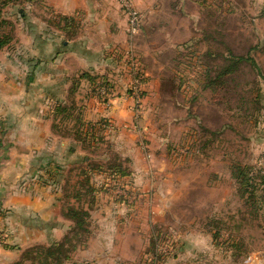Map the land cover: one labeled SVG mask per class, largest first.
<instances>
[{"label": "rangeland", "instance_id": "obj_1", "mask_svg": "<svg viewBox=\"0 0 264 264\" xmlns=\"http://www.w3.org/2000/svg\"><path fill=\"white\" fill-rule=\"evenodd\" d=\"M86 1L92 8L66 17L68 21L43 9H36L37 19L42 20L39 25L58 20L65 28L59 31L61 39L80 45V57L82 45L102 55L96 68L88 66L91 59L84 56L81 70L73 58L60 61V81L64 73L72 78L67 76L70 70L89 76L82 79L87 92L78 91L80 84L72 78L69 89L75 92L68 90L67 103L62 100L74 106L76 99L74 117L84 120L79 106L89 94L109 110L110 89L118 96L129 90L133 73L139 76V92L129 95L134 163L129 147L113 141L120 131L117 125L109 123L110 130L101 125L96 138L76 143L70 137L77 127L72 120L52 132L67 136L77 147L66 164L70 170L59 175L60 215L66 206L87 214L83 231L71 235L73 240L64 247L60 256L68 260L61 264H264V201L248 203L231 177L234 165L248 166L255 177L264 174V56L258 50L264 0H127L140 22L133 37L128 23L121 34L120 28L99 25L102 3L120 10L117 0ZM32 2L35 8L42 5L40 0ZM121 13L120 19L127 18L124 10ZM1 14H7L6 8ZM6 19L10 25L0 31L9 39L0 47V91L18 93L12 86L16 75L36 88L41 76L30 72L35 63L28 57L20 64L6 58L29 45L17 41L16 24ZM119 35L122 41L106 42ZM230 55L250 56L262 77L242 64L224 86L207 88L215 74L206 71L218 68ZM99 81L110 88L107 97L94 91ZM35 94L39 92L29 96ZM37 98L43 99L40 94ZM50 108L39 109V114H49L52 128ZM4 134L0 127L1 146ZM263 182L258 181L261 190ZM5 242L0 234V252Z\"/></svg>", "mask_w": 264, "mask_h": 264}, {"label": "crops", "instance_id": "obj_2", "mask_svg": "<svg viewBox=\"0 0 264 264\" xmlns=\"http://www.w3.org/2000/svg\"><path fill=\"white\" fill-rule=\"evenodd\" d=\"M32 1L29 4L21 1L9 4L5 7L7 14L3 16L5 20H8L6 19L8 17L16 24L17 32L20 33L17 41L29 44L19 52L8 54L6 58H13L15 63L18 61L20 64L21 59L28 57L35 63L30 72L38 76L40 74L41 83L36 86L37 89H32L28 82H22L21 75H16L14 76L16 81L12 86L14 90H18V93L5 92L4 89L0 91V127L5 130L3 146L0 148V234L6 237L4 250L0 252V264H14L20 260L22 251L36 245H48L60 241L70 228L68 222L60 215L63 181L60 180L59 175L68 170L66 164L74 159L72 156L77 154V147L73 146L72 141H67V138L52 134L51 117L48 113L45 117L40 115L39 109L44 111L43 109L47 110L51 107V110L55 95L67 103L65 98L72 78L80 84L78 91L87 92L85 81L82 80L86 77L80 78L81 75H77L81 71L70 70L67 76L73 75L72 78L68 80L64 73L61 76L63 80L60 81V76L56 72L61 68L60 61L73 58L77 64H80L79 69L81 57L84 56L91 59L88 66L96 68L97 60L102 57L100 53H94L88 45H82L84 50L80 57V52L77 51L81 48L80 45H73L61 39L59 31L43 23L39 25V21L42 20L37 19L40 14L36 9L50 10L64 17H70L80 11L86 12L92 8L86 0H40L42 5L39 8H35ZM100 10L103 15L100 17L99 25L120 28L119 34H121L122 28L128 23L125 16L124 20L118 17L119 11L123 16L122 9L119 10L115 5L103 2ZM262 13L259 17L260 30L258 28V37L262 40L258 50L264 56V12ZM108 32L110 34V31ZM114 32H118V29H114ZM107 41L118 43L122 40L119 35ZM107 47L111 48V45L107 44ZM104 50L106 52L107 49ZM8 71L9 74L12 73V70ZM83 71L86 73L87 70ZM15 74L13 72L12 75ZM261 74H264V70ZM121 84L122 82L118 81L120 89ZM32 91L39 92L43 99L38 100L39 94L29 96ZM113 91L114 89H110L109 100L113 106L107 111L90 94L84 96L82 107L79 106L86 114L83 116V122L93 126L105 120L117 125L120 131L114 133L113 141L118 140L119 143L129 147L130 157L133 160L131 163H134V135L131 128L132 95L129 90L118 96L113 94ZM74 106H77L76 99ZM72 147H74L73 152H71Z\"/></svg>", "mask_w": 264, "mask_h": 264}, {"label": "trees", "instance_id": "obj_3", "mask_svg": "<svg viewBox=\"0 0 264 264\" xmlns=\"http://www.w3.org/2000/svg\"><path fill=\"white\" fill-rule=\"evenodd\" d=\"M26 1L30 2L31 0H5V2L1 3V8H5L9 4H16L18 2ZM1 8H0V31H2L3 26H9L10 24L3 18V15L1 14ZM59 16V15H58ZM61 16V15H60ZM61 20L68 21L64 16H61ZM58 21V20H57ZM57 21L49 22L48 26H52L58 31H65L64 27H60L59 23ZM0 37L2 35L0 34ZM5 38V37H2ZM9 39L5 38L4 41H0V47H2L4 44L8 43ZM207 56H212L211 54H207ZM221 65L218 66V68L208 69L206 71V74H209L213 72L215 74V78L212 81L206 82L205 86L207 88H213L214 86H224L226 79L237 73L239 71V67L242 64H249L254 70L258 72V75L260 76V70L257 65L255 64L254 60L250 56L242 57V56H229L225 59H222ZM81 77H87L89 76L83 74ZM262 77V76H260ZM92 82V80H90ZM104 88L106 91L109 88L108 85L105 82H96L94 84L95 88ZM75 88V87H74ZM95 91V90H94ZM75 92V89H69V94H73ZM57 93V92H55ZM56 96V95H55ZM54 96V97H55ZM68 96V95H67ZM53 97V107L51 109V114L53 116V125H52V131L55 132L56 129L60 128L61 130V123H64L65 121L72 120L77 124V127L74 128V134L70 135L74 139V142H84L88 137L94 139L96 138L97 132H99L101 125H107L108 122L105 120H101L96 125H85L86 123L83 122L81 117L73 116V111L75 106L64 104L62 102L61 98H58L56 96ZM58 124V126H57ZM97 126V127H96ZM67 131H69L67 128H65ZM65 138L67 136H64ZM68 138V137H67ZM77 145V144H75ZM0 144V148H1ZM75 147V146H74ZM74 147L71 148V152L74 151ZM87 161L88 159L85 158L84 161ZM252 169L248 166L241 167L239 165H234L231 167V177L234 180V182L238 186V190L240 191L242 197L247 196V202L254 201L255 203H260L261 201H264V185L263 189L261 190V183L258 184V181L264 180V174H260L258 176H252L251 174ZM122 172V171H121ZM123 175V173H122ZM112 177H115L112 176ZM264 183V182H263ZM260 189V190H259ZM257 198V200H255ZM259 200V202H258ZM67 205V203H66ZM87 217V214L85 211L80 210V208H74L71 206H66L62 209V218L66 220L68 223L71 224L68 233L60 240L52 242L48 245H37L30 249H27L23 252V254L20 256V260L17 264H61L63 261H67L68 257L61 258V254L64 251V247L72 241L71 235L77 234L82 229V226L85 223V218ZM16 264V263H15Z\"/></svg>", "mask_w": 264, "mask_h": 264}, {"label": "built area", "instance_id": "obj_4", "mask_svg": "<svg viewBox=\"0 0 264 264\" xmlns=\"http://www.w3.org/2000/svg\"><path fill=\"white\" fill-rule=\"evenodd\" d=\"M120 3V8L124 10L127 13V19H128V26H129V34L131 37L136 34L137 29L139 28L140 22H139V17L134 12V10L130 7V4L128 3L127 0H117ZM138 75V74H136ZM139 83H140V78L139 76H134L133 73V80L131 83V86H129V92H131L132 95H134V92H139ZM96 93L100 97H107V91L104 88H96L95 89ZM105 130H110L111 126L108 123L106 126L104 125ZM251 260V258L247 259L246 263H248Z\"/></svg>", "mask_w": 264, "mask_h": 264}]
</instances>
